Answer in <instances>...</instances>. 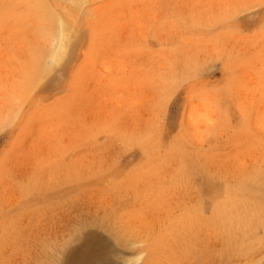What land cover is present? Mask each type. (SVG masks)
<instances>
[{
  "label": "rangeland",
  "instance_id": "rangeland-1",
  "mask_svg": "<svg viewBox=\"0 0 264 264\" xmlns=\"http://www.w3.org/2000/svg\"><path fill=\"white\" fill-rule=\"evenodd\" d=\"M263 195L264 0H0V264H264Z\"/></svg>",
  "mask_w": 264,
  "mask_h": 264
},
{
  "label": "bare ground",
  "instance_id": "bare-ground-1",
  "mask_svg": "<svg viewBox=\"0 0 264 264\" xmlns=\"http://www.w3.org/2000/svg\"><path fill=\"white\" fill-rule=\"evenodd\" d=\"M72 2H74V3H76L77 2V0H71ZM57 23H58V21H57ZM58 26L55 28V30H54V33L56 34V41H55V38H53L54 39V41L56 42V43H54L53 44V46H54V48H51V50L52 51H50L51 53H50V55H51V58H52V60L50 59V62H48V65H47V69L48 70H50V68L52 67V66H54V64H55V62L57 63V62H59V60L61 59H63L64 58V56L66 55V53H67V50H68V47H69V43H70V39H71V34H72V29H70L62 20H60L59 21V23L57 24ZM52 39V40H53ZM53 42V41H52ZM50 57V56H49ZM49 61V60H48ZM56 65V64H55ZM45 68V69H46ZM47 69L45 70V71H47ZM243 188V187H242ZM260 195V194H259ZM248 196V195H247ZM264 196V195H263ZM259 197V196H258ZM235 198V197H234ZM233 198V199H234ZM227 200V199H226ZM223 201V200H222ZM90 203V202H89ZM93 203V202H92ZM180 203V202H179ZM178 203V204H179ZM182 204V203H181ZM88 205V204H87ZM110 205V204H109ZM223 205H224V203H223ZM252 205V204H251ZM93 206H95V205H93ZM101 206V205H100ZM99 206V207H100ZM225 206V205H224ZM87 207V206H86ZM85 207V208H86ZM91 207V206H90ZM214 207V206H213ZM221 208H222V206H220ZM232 207V206H231ZM240 207V206H239ZM89 209V208H88ZM87 209V210H88ZM91 209H92V207H91ZM101 209H102V207H101ZM108 209H109V207H108ZM90 210V209H89ZM93 210V209H92ZM98 210V209H97ZM99 210H100V208H99ZM110 210V209H109ZM114 210V209H113ZM214 210V209H213ZM218 210V209H217ZM81 211V210H80ZM79 211V209H78V212H80ZM83 211V210H82ZM81 211V212H82ZM94 211H95V209H94ZM114 211H116V210H114ZM221 211V210H220ZM223 211V210H222ZM91 212V211H90ZM89 211L87 212V213H90ZM97 212V211H96ZM107 211H105V213H106ZM193 212V211H192ZM197 212V211H196ZM83 213H84V211H83ZM112 213H113V211H112ZM111 213V214H112ZM78 214V217H80L79 216V213H77ZM85 214H86V211H85ZM91 214H93L92 212H91ZM96 214V213H95ZM99 214V213H98ZM233 214V213H232ZM59 215V214H58ZM75 215V214H74ZM87 215V214H86ZM105 215V214H104ZM110 215V214H109ZM234 215V214H233ZM92 216V215H91ZM94 216V215H93ZM98 216V215H97ZM97 216H96V218H97ZM100 216V215H99ZM111 216V215H110ZM75 217V216H74ZM104 217V216H103ZM189 217V216H188ZM209 217V216H208ZM239 217V216H238ZM76 218V217H75ZM90 218V217H89ZM95 218V217H94ZM111 218V217H110ZM192 218V217H191ZM194 218H197V219H199L197 216H195ZM202 218V217H201ZM206 218V217H205ZM43 219V218H42ZM42 219H40V220H42ZM58 219L60 220V218L58 217ZM72 219V218H71ZM102 219V218H101ZM100 219V220H101ZM109 219V218H108ZM196 219V220H197ZM243 219V218H242ZM89 220V219H88ZM91 220V219H90ZM206 220V219H205ZM212 220V219H211ZM255 220V219H254ZM96 221V220H95ZM191 221V220H190ZM208 221V220H207ZM210 221V220H209ZM91 222H92V220H91ZM106 222V221H105ZM111 222V221H110ZM114 222V221H113ZM196 222V221H195ZM41 223V222H40ZM197 223V222H196ZM205 223V222H204ZM43 224V223H42ZM71 224H73V223H71ZM102 224V223H101ZM189 224V223H188ZM193 224V223H192ZM195 224V223H194ZM206 224H208V223H206ZM216 224V223H215ZM214 224V225H215ZM103 225H104V223H103ZM112 225V224H111ZM114 225V224H113ZM115 225H116V223H115ZM185 225H186V223H185ZM190 225V224H189ZM47 226H48V223H47ZM72 226V225H71ZM207 226V225H206ZM69 227H70V225H69ZM108 227V226H107ZM106 227V228H107ZM118 227H119V225H118ZM123 227V226H122ZM47 228V227H46ZM72 228V227H71ZM71 228H69V229H71ZM68 229V228H67ZM66 229V230H67ZM119 229V228H118ZM214 229H216V228H214ZM112 230H113V228H112ZM177 230V229H176ZM258 230V229H257ZM69 231V230H68ZM73 231V230H72ZM125 231V230H124ZM178 231V230H177ZM38 232V231H37ZM65 232V231H64ZM70 233H71V230L69 231ZM116 232V231H115ZM212 233V230L211 231H209L208 233ZM42 233H44V232H42ZM68 233V232H67ZM66 233V234H67ZM124 233V232H123ZM172 233V232H171ZM207 233V232H206ZM207 233V234H208ZM258 233V232H257ZM36 234V233H35ZM60 234V233H59ZM117 234V233H116ZM173 234V233H172ZM201 234V233H200ZM216 234V233H215ZM219 233H217V235H218ZM254 234V233H253ZM44 235V234H43ZM121 235V234H120ZM125 235V234H124ZM174 235V234H173ZM217 235H214V236H217ZM62 236H64L63 234H62ZM211 236V235H210ZM209 236V237H210ZM213 237V236H212ZM238 237H240V235L238 236ZM39 238H40V236H39ZM128 238V237H127ZM218 238V237H217ZM37 239V238H36ZM58 239H59V237H58ZM212 239V238H211ZM249 239H251L250 237H249ZM60 240V239H59ZM58 240V241H59ZM228 240V239H227ZM53 241V240H52ZM210 241V240H209ZM223 241V240H222ZM245 241V240H244ZM259 241V240H258ZM211 242V241H210ZM213 242V241H212ZM211 242V244H213ZM216 242V241H215ZM218 242V241H217ZM219 242H220V239H219ZM218 242V243H219ZM225 242V241H224ZM209 243V242H208ZM262 243V242H261ZM182 244V243H181ZM253 244H255V242L253 243ZM252 244V245H253ZM259 244H260V242H259ZM52 245V244H51ZM45 246V245H44ZM55 246V245H54ZM54 246H52V247H54ZM154 246H157V245H154ZM259 246H261V245H259ZM258 246V247H259ZM263 246H264V243H263ZM56 247V246H55ZM208 247V246H207ZM262 247V246H261ZM45 248V247H44ZM155 248V247H154ZM209 248V247H208ZM243 248V247H242ZM240 249V248H239ZM259 249V248H258ZM39 250H40V248H39ZM44 250V249H43ZM189 251H191V250H189ZM236 251V250H235ZM255 251V250H254ZM240 252V251H239ZM250 252H251V250H250ZM41 253H43V252H41ZM45 253H47L46 252V250H45ZM50 253V252H49ZM235 253V252H234ZM233 253V254H234ZM36 254H37V252H36ZM237 254H239V253H237ZM247 254V253H246ZM230 255V254H229ZM235 255V254H234ZM216 256V255H215ZM214 256V257H215ZM241 255H239V257H240ZM249 256H250V253H249ZM42 257V256H41ZM40 257V258H41ZM44 257V256H43ZM222 257H223V255H222ZM231 257H233V255L231 256ZM235 257V256H234ZM238 257V258H239ZM30 258V257H29ZM39 258V259H40ZM189 258H190V254H189ZM210 258V257H209ZM208 258V259H209ZM237 258V259H238ZM248 258V257H247ZM34 259H35V257H34ZM33 259V261H35ZM42 259V258H41ZM40 259V260H41ZM44 259V258H43ZM207 259V260H208ZM243 259V258H242ZM241 259V260H242ZM244 259H245V257H244ZM29 260H31V258L29 259ZM38 260V259H37ZM213 260V259H212ZM28 261V260H27ZM137 261H138V259H135V260H133V264H137ZM195 261V260H194ZM206 261V260H205ZM215 261V260H214ZM217 261V260H216ZM216 261H215V263H216ZM232 261H233V259H232ZM236 261V260H235ZM36 262V261H35ZM184 262V261H183ZM208 262V261H207ZM213 262V261H212ZM223 262V261H222ZM229 262V261H228ZM234 262V261H233ZM31 263V262H30ZM44 263V262H43ZM209 263V262H208ZM230 263H231V261H230ZM229 263V264H230ZM29 264V263H28ZM46 264V263H45ZM207 264V263H206ZM224 264V263H223Z\"/></svg>",
  "mask_w": 264,
  "mask_h": 264
}]
</instances>
